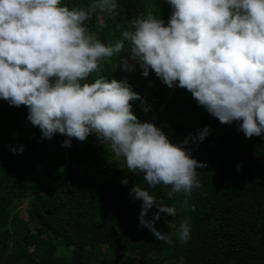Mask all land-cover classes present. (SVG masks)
Here are the masks:
<instances>
[{
	"label": "trees",
	"instance_id": "1",
	"mask_svg": "<svg viewBox=\"0 0 264 264\" xmlns=\"http://www.w3.org/2000/svg\"><path fill=\"white\" fill-rule=\"evenodd\" d=\"M235 1L0 0V264H264V0ZM171 48L202 116L163 104Z\"/></svg>",
	"mask_w": 264,
	"mask_h": 264
},
{
	"label": "built area",
	"instance_id": "2",
	"mask_svg": "<svg viewBox=\"0 0 264 264\" xmlns=\"http://www.w3.org/2000/svg\"><path fill=\"white\" fill-rule=\"evenodd\" d=\"M170 52L173 58L172 69L175 76L178 77V82L170 84L168 92L165 94L166 97L163 104H166L172 98L173 94L181 89L194 94H199L203 90L201 85L202 77L197 73L198 66H194V69L190 68L188 59L183 53H180L175 49L170 50ZM139 107L145 108L147 112H152L151 119H147V122L151 123L154 122L153 119L158 118L159 115L161 117V114L164 113V105H162L158 111H155L154 103L148 102L146 95L141 99ZM144 124V121H141L138 128L144 126ZM129 135H131L134 140L138 139L135 129L131 130Z\"/></svg>",
	"mask_w": 264,
	"mask_h": 264
},
{
	"label": "water",
	"instance_id": "3",
	"mask_svg": "<svg viewBox=\"0 0 264 264\" xmlns=\"http://www.w3.org/2000/svg\"><path fill=\"white\" fill-rule=\"evenodd\" d=\"M227 69H229V68H227ZM222 70H225V69L222 68ZM229 70H232V69H229ZM232 71H233V70H232ZM208 77L216 79L215 76H214L212 73H205V74L202 76V80H201L202 89H203V90H209V91H211V92L214 94V99H213V101H212V102H211V103L205 108V110H204L203 112L199 113L201 116L204 115V114H205V113H206V112L212 107V105H213L214 102L216 101V97H217L216 92H215L214 90L205 87V80H206V78H208ZM228 79H229V83H227V84H230V83H231V79H230L229 77H228ZM253 88H254V90H256V87H255V86H254ZM259 96H261V97L264 98V96L261 95V94H259ZM259 110H260L261 113L264 114V104H262V105L259 107ZM192 111L198 113V111H197L196 109H190V110H189L186 114H184V115H176V114H175V115H168V116L165 118L164 122H163L161 125H158V126H156V127H154V128L152 129V133H153L156 129L163 128V127L168 123V121H169L171 118H183V117L188 116ZM263 123H264V120H263ZM161 141L164 142L166 145H165V147L163 148V150H162L161 153H160V158H159L160 161L162 160V156H163L164 152H165V151L168 149V147H169V143H168L166 140L161 139ZM174 191L177 193L176 187L174 188ZM180 210H181V208H179V212H180ZM176 232H180V231H179V230H175V231H173V236H175ZM184 234H185V235H188V231H186V233H184ZM174 258H175V257H174ZM174 258H172V259H174ZM164 262H165V260H162V261H161V264H164Z\"/></svg>",
	"mask_w": 264,
	"mask_h": 264
},
{
	"label": "rangeland",
	"instance_id": "4",
	"mask_svg": "<svg viewBox=\"0 0 264 264\" xmlns=\"http://www.w3.org/2000/svg\"><path fill=\"white\" fill-rule=\"evenodd\" d=\"M235 1V0H234ZM235 4H236V6H238V7H240L241 6V4H242V2H241V4L240 3H236V1H235ZM11 6H6V7H4V13L6 14L9 10H11ZM197 48V47H196ZM172 49H175V48H171V50ZM184 54V53H183ZM187 57V56H186ZM208 79V78H207ZM264 104V103H263ZM262 105V104H261ZM155 126H158V124H156ZM155 133H156V135H159V130H156L155 131ZM167 135V137L168 138H171V134L170 133H167L166 134ZM165 140V139H164ZM171 140V139H170ZM40 171H41V175L43 176V177H47L48 175H47V172H48V169L47 168H44V167H42V168H40ZM98 178H100L101 176H97ZM132 179H134V178H132ZM132 196V195H131ZM27 207H28V203L26 204V205H23V206H21L20 207V212L22 213V216H26L27 215ZM127 248V247H126ZM124 252L126 253V251L124 250Z\"/></svg>",
	"mask_w": 264,
	"mask_h": 264
}]
</instances>
